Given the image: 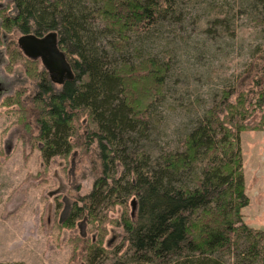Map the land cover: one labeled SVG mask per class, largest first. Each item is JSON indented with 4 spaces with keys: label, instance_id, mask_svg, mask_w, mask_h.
Returning a JSON list of instances; mask_svg holds the SVG:
<instances>
[{
    "label": "trees",
    "instance_id": "obj_1",
    "mask_svg": "<svg viewBox=\"0 0 264 264\" xmlns=\"http://www.w3.org/2000/svg\"><path fill=\"white\" fill-rule=\"evenodd\" d=\"M4 4L1 11L11 4V13L0 24L22 35L55 32L74 74L59 88L45 70L30 74L33 104L20 105L26 118L36 119L44 160L68 156L73 136L84 139L85 150L95 145L99 155L93 190L73 203L64 226L85 219L96 230L123 229L115 246L106 244L108 229L86 239L84 264H264V230L243 213L250 198L241 148L242 132L264 130V0ZM246 18L263 38L251 62L187 124L179 146L165 150L162 108L175 53L163 49L161 58L145 45L156 44L170 27L179 34L188 21L210 41L235 39ZM258 112L260 120L250 122ZM84 115L89 124L80 134L76 121ZM116 206L130 210L112 219L108 211Z\"/></svg>",
    "mask_w": 264,
    "mask_h": 264
},
{
    "label": "rangeland",
    "instance_id": "obj_2",
    "mask_svg": "<svg viewBox=\"0 0 264 264\" xmlns=\"http://www.w3.org/2000/svg\"><path fill=\"white\" fill-rule=\"evenodd\" d=\"M5 1L9 0H0V6ZM11 6L0 9V22ZM239 25L235 39L215 42L188 21L184 28L179 26V34L170 27L156 44L145 45L148 53L161 58L163 49L175 53L167 79L169 101L162 108L160 144L165 150L179 146L187 124L202 117L214 94L233 83L251 62V51L263 38L252 20L243 19ZM0 34V263L84 264L86 239L108 229L106 244L115 246L123 236L122 228L107 225L96 230L85 219L74 227L63 224L73 203L91 193L99 176L96 146L85 150L84 139L73 136L68 156L44 160L36 119L26 118L20 104H33L36 84L30 74L46 69L41 60L32 62L15 47L22 33L0 24ZM171 104L179 108L171 111ZM260 118L258 112L250 122ZM88 120L84 115L75 122L80 134ZM241 148L250 198L243 213L249 225L264 230V130L242 132ZM123 209L130 210L116 206L108 216L117 219Z\"/></svg>",
    "mask_w": 264,
    "mask_h": 264
},
{
    "label": "water",
    "instance_id": "obj_3",
    "mask_svg": "<svg viewBox=\"0 0 264 264\" xmlns=\"http://www.w3.org/2000/svg\"><path fill=\"white\" fill-rule=\"evenodd\" d=\"M18 45L25 56L41 60L52 83L62 85L73 79V71L67 55L58 44L57 34L49 32L44 36L23 34L18 38Z\"/></svg>",
    "mask_w": 264,
    "mask_h": 264
},
{
    "label": "flooded vegetation",
    "instance_id": "obj_4",
    "mask_svg": "<svg viewBox=\"0 0 264 264\" xmlns=\"http://www.w3.org/2000/svg\"><path fill=\"white\" fill-rule=\"evenodd\" d=\"M1 93V92H0Z\"/></svg>",
    "mask_w": 264,
    "mask_h": 264
}]
</instances>
